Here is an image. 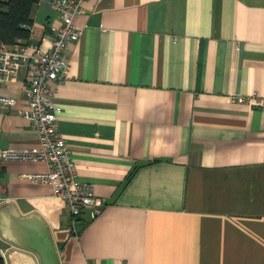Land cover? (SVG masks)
<instances>
[{
	"label": "crops",
	"instance_id": "crops-1",
	"mask_svg": "<svg viewBox=\"0 0 264 264\" xmlns=\"http://www.w3.org/2000/svg\"><path fill=\"white\" fill-rule=\"evenodd\" d=\"M32 18L40 41L60 24L46 0ZM74 22L58 128L102 213L75 219L25 177L46 163L1 156L0 206L40 214L61 264H264V109L244 99L264 98V0H85ZM29 81L0 85V148L38 145ZM0 251L41 264L1 231Z\"/></svg>",
	"mask_w": 264,
	"mask_h": 264
},
{
	"label": "built area",
	"instance_id": "built-area-1",
	"mask_svg": "<svg viewBox=\"0 0 264 264\" xmlns=\"http://www.w3.org/2000/svg\"><path fill=\"white\" fill-rule=\"evenodd\" d=\"M46 1L58 9L60 24L53 25L50 34L42 41L35 38L33 26L28 40L20 39L15 43L0 41V85L16 79L22 68L26 67L30 72L27 89L29 108L21 113L38 132V145L22 149L0 148V156L5 160L46 163V171L27 173L25 177L34 183L51 186L54 195L66 201L74 218L85 211L90 218H96L102 213L105 201L96 195L91 182H83L77 177L76 163L58 128L55 100L58 86L67 78L65 52L82 35L74 18L82 11L85 0ZM50 81L55 82V87L50 85ZM244 99L264 109V98L259 94ZM14 103L13 97L0 94V105L9 107Z\"/></svg>",
	"mask_w": 264,
	"mask_h": 264
},
{
	"label": "water",
	"instance_id": "water-1",
	"mask_svg": "<svg viewBox=\"0 0 264 264\" xmlns=\"http://www.w3.org/2000/svg\"><path fill=\"white\" fill-rule=\"evenodd\" d=\"M0 231L15 244L34 251L41 264H61L52 230L38 213L23 215L12 202L0 206Z\"/></svg>",
	"mask_w": 264,
	"mask_h": 264
},
{
	"label": "trees",
	"instance_id": "trees-1",
	"mask_svg": "<svg viewBox=\"0 0 264 264\" xmlns=\"http://www.w3.org/2000/svg\"><path fill=\"white\" fill-rule=\"evenodd\" d=\"M39 1L0 0V41L15 43L20 39L28 40L30 38L31 27L34 23L32 10ZM74 229L77 230L76 225ZM75 230L74 232L77 233ZM4 262V256L0 251V264H4Z\"/></svg>",
	"mask_w": 264,
	"mask_h": 264
},
{
	"label": "rangeland",
	"instance_id": "rangeland-1",
	"mask_svg": "<svg viewBox=\"0 0 264 264\" xmlns=\"http://www.w3.org/2000/svg\"><path fill=\"white\" fill-rule=\"evenodd\" d=\"M77 217H78V216H77ZM77 217H76V218H77Z\"/></svg>",
	"mask_w": 264,
	"mask_h": 264
}]
</instances>
